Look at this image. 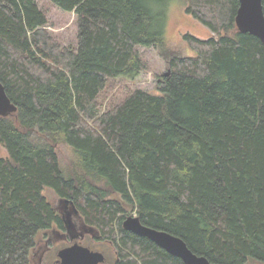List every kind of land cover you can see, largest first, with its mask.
Instances as JSON below:
<instances>
[{
	"label": "trees",
	"instance_id": "obj_1",
	"mask_svg": "<svg viewBox=\"0 0 264 264\" xmlns=\"http://www.w3.org/2000/svg\"><path fill=\"white\" fill-rule=\"evenodd\" d=\"M53 1L76 13L77 49L37 0H0V81L18 106L0 117V264H32L39 233L66 229L47 187L115 245L114 264H185L124 229L133 211L218 264L264 262V43L238 28L239 0H185L215 33L185 34L187 54L164 40L165 0ZM155 45L172 70L162 93L136 88L101 112Z\"/></svg>",
	"mask_w": 264,
	"mask_h": 264
},
{
	"label": "rangeland",
	"instance_id": "obj_2",
	"mask_svg": "<svg viewBox=\"0 0 264 264\" xmlns=\"http://www.w3.org/2000/svg\"><path fill=\"white\" fill-rule=\"evenodd\" d=\"M37 2L47 15L49 31L64 45L77 49L79 28L76 13L60 7L53 0H37ZM153 8L155 11L162 10L165 14L166 23L163 37L166 44L179 49L182 53L192 52L184 40L185 34L190 33L201 39L215 36V33L209 27L186 12L185 0L157 1L153 3ZM139 51L146 65L145 70L136 78L126 76L116 78L112 83V87H108L104 92L101 112L122 101L130 91L136 88H142L155 94L162 93V90H160L163 85L161 80L170 69L169 62L156 45L152 47L139 46ZM57 151L62 165L68 167L74 158L73 148L68 144L60 143L57 146ZM7 154V150L0 147V157H5ZM44 192L58 209H63L64 202L52 189L47 187ZM130 214L138 215L136 211ZM37 239L38 243L34 249L32 264H57L58 251L74 243V239L70 238L66 229L61 230L57 227L41 231ZM78 240L95 250L103 251L107 256V261L103 264H114L117 258L115 245L108 241L96 239L92 231H87Z\"/></svg>",
	"mask_w": 264,
	"mask_h": 264
},
{
	"label": "water",
	"instance_id": "obj_3",
	"mask_svg": "<svg viewBox=\"0 0 264 264\" xmlns=\"http://www.w3.org/2000/svg\"><path fill=\"white\" fill-rule=\"evenodd\" d=\"M239 2L240 6L236 14L238 28L242 32L258 36L264 43L263 0H239ZM171 71L169 69L165 75L169 76ZM17 110V104L12 101L4 84L0 81V117L9 116ZM69 203H71L73 212L78 213L74 202L65 199L66 207H70ZM123 226L126 230L154 241L173 256L181 258L185 264H218L204 255L197 254L182 237L167 230L144 224L139 215L127 216L123 221ZM67 228L69 232L73 231L71 223L67 222ZM58 257L57 264H102L107 261V256L103 251L95 250L79 240L61 248L58 251ZM254 264H264V262L257 261Z\"/></svg>",
	"mask_w": 264,
	"mask_h": 264
},
{
	"label": "flooded vegetation",
	"instance_id": "obj_4",
	"mask_svg": "<svg viewBox=\"0 0 264 264\" xmlns=\"http://www.w3.org/2000/svg\"><path fill=\"white\" fill-rule=\"evenodd\" d=\"M69 205H70V207H66V204L64 202L63 209H58V211L61 214V216L63 217L64 221L66 222V225L68 222V223H71V225L73 226V231L69 232L67 227H66V231H67V234L70 236V238L74 239V242H75L76 240H78L77 239L78 237L85 235V233H87V231H90V229L85 226L83 220L81 219V215L79 213V210H78V213H74L73 209L71 207V203H69ZM68 214H69V216H68ZM53 228H55V227H53ZM48 230H50V229H48Z\"/></svg>",
	"mask_w": 264,
	"mask_h": 264
},
{
	"label": "bare ground",
	"instance_id": "obj_5",
	"mask_svg": "<svg viewBox=\"0 0 264 264\" xmlns=\"http://www.w3.org/2000/svg\"><path fill=\"white\" fill-rule=\"evenodd\" d=\"M164 76H166L165 74H164ZM75 205V204H74ZM76 207V206H75ZM124 227V226H123ZM125 229V228H124Z\"/></svg>",
	"mask_w": 264,
	"mask_h": 264
}]
</instances>
